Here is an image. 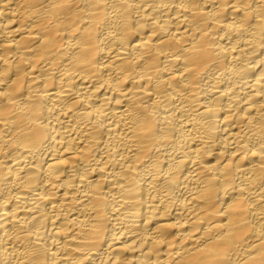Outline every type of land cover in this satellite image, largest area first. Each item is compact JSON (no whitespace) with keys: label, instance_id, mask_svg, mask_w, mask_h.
I'll return each mask as SVG.
<instances>
[{"label":"bare ground","instance_id":"6f19581e","mask_svg":"<svg viewBox=\"0 0 264 264\" xmlns=\"http://www.w3.org/2000/svg\"><path fill=\"white\" fill-rule=\"evenodd\" d=\"M0 264H264V0H0Z\"/></svg>","mask_w":264,"mask_h":264}]
</instances>
